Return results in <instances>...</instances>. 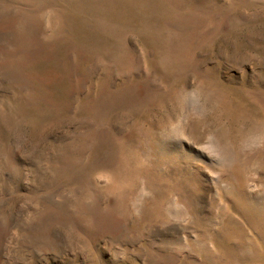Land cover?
Listing matches in <instances>:
<instances>
[{"label":"rangeland","instance_id":"rangeland-1","mask_svg":"<svg viewBox=\"0 0 264 264\" xmlns=\"http://www.w3.org/2000/svg\"><path fill=\"white\" fill-rule=\"evenodd\" d=\"M246 206L264 0H0V264H264Z\"/></svg>","mask_w":264,"mask_h":264},{"label":"bare ground","instance_id":"bare-ground-1","mask_svg":"<svg viewBox=\"0 0 264 264\" xmlns=\"http://www.w3.org/2000/svg\"><path fill=\"white\" fill-rule=\"evenodd\" d=\"M258 156H260V155H258ZM235 161H237V160H235ZM244 208L245 209L242 208V210H243L242 212H243L244 217H245L244 219H246V222L249 224V226H251V229L254 230V234H256V240L254 241V242H256V244H254V243L252 244V242H251V244H252L251 250L254 252L262 251L263 255H264V208L257 209V208H254L252 206H246ZM262 252H261V254H262ZM257 255H259V253Z\"/></svg>","mask_w":264,"mask_h":264}]
</instances>
